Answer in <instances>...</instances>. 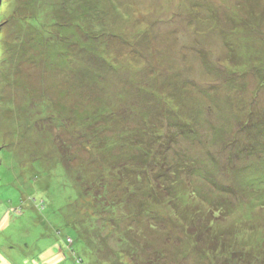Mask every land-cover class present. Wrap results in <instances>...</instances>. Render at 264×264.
<instances>
[{
    "label": "rangeland",
    "instance_id": "obj_1",
    "mask_svg": "<svg viewBox=\"0 0 264 264\" xmlns=\"http://www.w3.org/2000/svg\"><path fill=\"white\" fill-rule=\"evenodd\" d=\"M1 29L0 264H121L64 158L138 264H264V0H2Z\"/></svg>",
    "mask_w": 264,
    "mask_h": 264
},
{
    "label": "trees",
    "instance_id": "obj_2",
    "mask_svg": "<svg viewBox=\"0 0 264 264\" xmlns=\"http://www.w3.org/2000/svg\"><path fill=\"white\" fill-rule=\"evenodd\" d=\"M2 0H0V4H1ZM3 29L0 30V54H2L4 52V47L2 44V40H3ZM168 82H170V80H168ZM170 84V83H168ZM138 86L137 88L139 89ZM142 90V89H141ZM158 93L157 91H152L149 92L148 94L152 95L153 97L155 96V94ZM142 94V93H141ZM158 133V132H157ZM100 145V144H99ZM148 146H146L143 151L141 152V150H139V156H141V158H139V160L145 161L147 164H150L152 166H159L158 168L164 169V160L160 159L159 156L162 155V152H159L157 154L154 153V156L157 158H159L158 162L156 159V162H153L155 159L154 157L150 160V162L146 159L148 157V152H147ZM146 159V160H145ZM63 161L65 162V158L63 160H59V164L61 165V171L67 175L70 176L71 179H69V181H71L70 185H72L73 189H75L80 195L79 197L83 196V194H90L92 196V199L94 200V204L95 205H103V210L107 208L108 209H112V211L110 212L109 210H107L108 212H110L109 216L110 219H108V223L110 226H112V236H114L115 238H117L116 240V245L118 246L117 249H115L116 251L115 254L117 256V261L118 263L121 264H133L135 262V264L139 262L140 259V254H138L139 248L140 246L137 244L135 245L132 241H130V237L127 235L125 236V231L122 232L120 230L117 229V226L115 227V224L112 222V220L114 219V213H115V209L116 206L118 205V202L115 201H108L105 199V190H104V181L106 179L103 178V176L100 177H95L93 180L95 181V183H92L90 181L85 182V178H84V173L81 172V170L76 169V171L70 173L69 168H66L67 165L66 163L63 165ZM152 163V164H151ZM173 169H176V166L173 167ZM175 182H172L171 185L174 187V191L178 192V188L175 189V186L178 184H174ZM157 187L159 188H164L165 184L164 183H159L157 182ZM172 195H174V192H172ZM175 196V195H174ZM191 196V194H190ZM177 197V196H176ZM192 197V196H191ZM171 201V202H170ZM218 202V201H217ZM214 202V204L209 203V202H205L204 204H206L207 206L209 205V207H205L203 202H195L193 204H191L188 208H191V215L189 213V217H192L194 214H199V215H203L205 217V219L207 220H211V217H217V215H219V210L223 211L224 210V206H222L220 203ZM119 203H121V201H119ZM167 205H169L170 207H175L176 205H178L177 199L174 198V203L172 198H170L169 200V204L167 203ZM187 208V209H188ZM219 209V210H217ZM208 212V214H207ZM113 213V214H112ZM209 213H211L209 215ZM103 215V214H102ZM116 216V214H115ZM186 217H188V213L186 214ZM178 218V217H176ZM128 229H130L128 227ZM123 233V234H122ZM214 236H218L217 234L214 233ZM121 241L123 242L122 244ZM213 246V245H211ZM210 246V248H211ZM208 250V249H205ZM226 264H230V262H226Z\"/></svg>",
    "mask_w": 264,
    "mask_h": 264
}]
</instances>
